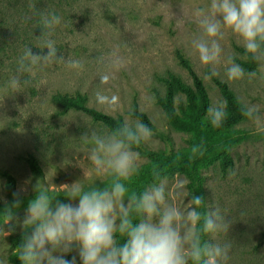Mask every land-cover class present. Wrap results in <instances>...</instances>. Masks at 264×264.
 I'll return each mask as SVG.
<instances>
[{"label":"rangeland","instance_id":"obj_1","mask_svg":"<svg viewBox=\"0 0 264 264\" xmlns=\"http://www.w3.org/2000/svg\"><path fill=\"white\" fill-rule=\"evenodd\" d=\"M209 6L210 0H42L39 14L15 18L2 29L0 170H7L16 177L17 191L14 196L9 195L5 179L0 176V198L7 207L16 200L20 203L18 207H12L11 220L5 222L4 212L0 213V264H11L9 256L15 250L14 238L25 231L23 221L29 203L40 191L77 206L78 198L66 197L61 185L77 182L84 190L102 189L110 187L113 180L107 172H96L95 165L88 159V153L95 145L90 139L85 141L81 137L93 130L100 134L109 130L80 111L58 115V108L51 101L55 91L86 92L90 106L122 117L124 121L137 120L131 116L136 98L140 109L158 127L170 133L177 149L187 146V134L169 125L164 111L154 101L153 89L164 94L165 86L158 76H164L168 70L192 84L187 71L174 58L175 50L180 48L191 58L203 78L211 106L223 101L206 72L208 67L199 62L190 44L201 35L193 13L196 8ZM51 13L61 18L50 37L56 43L57 55L66 60L82 61L83 70L53 63L38 69L34 77L27 72L18 73L17 62L26 47H31L34 53L41 51L45 38L41 34V17ZM4 35L9 38L5 46L1 39ZM221 45L223 59L229 55L244 59L234 48L242 44L231 31H226ZM113 54L123 61L121 67H111ZM102 57L103 63L100 62ZM105 71H111L114 78L108 84H101L99 74ZM218 72L217 77L229 84L245 106L259 107L260 120L257 123L247 117L234 126L233 138L226 141L234 167L226 177H222L217 163L203 170L206 177L204 210L219 208L231 221L229 232L215 238L209 234V243H231L227 264H264V74L257 73L251 80L245 76L242 80L229 81L223 63L218 66ZM18 75L21 90L14 92L9 82ZM25 80L29 81L27 85L23 84ZM97 91L118 96V106L111 109L97 104ZM147 144L155 150L165 147L163 140L154 135ZM29 154L38 158L43 170L41 176L34 175L23 159ZM138 154L140 170L148 163V158ZM163 180L167 185V203L186 212L194 195L188 187V178L176 174ZM131 193L128 189L126 201ZM10 228L14 230L9 233ZM79 250V245L74 244L69 252L76 258V264H82Z\"/></svg>","mask_w":264,"mask_h":264},{"label":"clouds","instance_id":"obj_2","mask_svg":"<svg viewBox=\"0 0 264 264\" xmlns=\"http://www.w3.org/2000/svg\"><path fill=\"white\" fill-rule=\"evenodd\" d=\"M193 15L201 35L191 40V48L199 62L209 67V78L219 75L221 63L225 65L229 81L242 80L245 76L251 80L257 76L256 71L246 73L231 55L223 59L221 41L226 31L237 37L246 54H251L257 62L258 71L264 74V0H210L208 8H196ZM41 23V34L45 37L41 51L34 53L31 47H26L17 62V72H27L34 77L38 69L53 63H64L69 69L82 71L83 62L58 56L56 43L50 38L61 18L51 13L42 16ZM113 57L111 67H121L123 61L115 54ZM103 60L100 58L101 63ZM113 78L111 71L99 74L101 84H108ZM28 83L23 81L24 85ZM9 85L14 92H19V75L11 78ZM95 100L111 109L119 104L118 96L102 91L95 93ZM226 109V102H216L207 109L206 121L213 127H221L228 116ZM259 111L256 105L246 106L243 115L258 123ZM153 135L144 123L127 119L103 134L95 130L84 133L81 137L95 145L88 159L98 174L107 172L113 176L111 186L84 190L77 182L61 185L66 197L78 198L77 206L50 197L47 191L36 194L23 221L25 233L18 257L22 264H76L75 257L71 261L64 258L74 244L79 245L82 264H189L190 261L192 264H227L231 243H209L202 237L211 234L215 238L229 232L231 221L219 208L198 211L205 206L203 196L192 195L188 210L182 212L167 203L166 182L160 172L153 169L154 182L139 194L132 192L125 200L128 189L121 181L130 180L139 172V154L133 149L148 142ZM201 147L194 146L193 155L198 152L203 155ZM19 203L16 200L5 208V222L11 220V209ZM137 217L138 223L135 222ZM201 221L202 227L197 228ZM13 230L10 228L9 233ZM117 230L126 238L122 244L117 243Z\"/></svg>","mask_w":264,"mask_h":264},{"label":"trees","instance_id":"obj_3","mask_svg":"<svg viewBox=\"0 0 264 264\" xmlns=\"http://www.w3.org/2000/svg\"><path fill=\"white\" fill-rule=\"evenodd\" d=\"M41 4L42 0H0V32L15 18L20 19L34 13L39 14ZM2 37H4L1 39L5 46L9 38L6 35ZM234 48L244 57V59L235 58L234 60L246 72L260 73L257 62L252 59L251 54H246L244 47L235 45ZM174 58L177 64L187 71L192 84L187 83L174 71L168 70L164 76H158V80L165 86L164 94L154 88L153 95L155 103L164 111L169 125L176 131L187 134V146L177 149L170 133L158 127L149 115L140 109L135 98L131 116L147 125L153 131L154 136L163 140L165 147L155 150L147 142L141 143L139 147H134L133 150L148 158V163L139 170L133 179L121 182L131 192L139 194L154 182L152 173L153 169H156L160 172L161 179L172 178L176 174L185 175L188 178V187L191 193L204 198L203 188L206 177L203 170L211 164L217 163L222 177H226L234 167V160L226 141L233 138L234 126L247 118L243 115L246 106L227 82L217 76H212L211 80L217 86L223 101L226 102L228 113L227 119L221 127H213L205 119L207 109L211 106V99L203 78L184 50L177 48ZM209 71L208 67L206 70L208 75ZM51 101L57 106L58 115H65L70 111H80L90 116L94 122L104 125L109 131L124 123L122 117H115L90 106L89 95L86 92L57 90L52 95ZM194 146H202L203 155H200L199 152L193 155L192 148ZM23 159L34 175L41 176L43 174L40 162L35 155L29 154ZM0 176L5 179V188L9 195L14 196L17 191L16 177L7 170H0ZM6 207L7 205L0 198V213H3ZM198 211H205L204 207L199 208ZM138 219L137 217L135 222L138 223ZM202 223V221L199 222L198 228L202 227ZM24 233L25 231L14 238L15 250L9 256L11 264H22L18 257ZM115 235L118 244L125 242L126 238L121 236L118 230ZM202 239L209 242V234L203 235ZM65 259L71 261L72 254L68 253Z\"/></svg>","mask_w":264,"mask_h":264}]
</instances>
